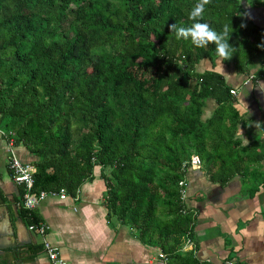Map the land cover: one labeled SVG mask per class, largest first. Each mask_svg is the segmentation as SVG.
Returning <instances> with one entry per match:
<instances>
[{
    "label": "trees",
    "instance_id": "16d2710c",
    "mask_svg": "<svg viewBox=\"0 0 264 264\" xmlns=\"http://www.w3.org/2000/svg\"><path fill=\"white\" fill-rule=\"evenodd\" d=\"M240 1L211 0L200 22L217 32L231 25L234 52L223 63L247 73L257 62L258 76L264 25L246 20ZM197 2L0 0V129L33 156L32 189L74 195L95 166L106 169L107 214L160 249L164 264H207L179 250L193 223L179 200L182 161L197 155L208 178L224 184L259 155H250L256 141L240 147L233 137V96L222 76L194 70L218 57L215 46L197 48L169 31L194 22ZM207 98L216 107L202 120ZM20 198L19 216L38 222Z\"/></svg>",
    "mask_w": 264,
    "mask_h": 264
},
{
    "label": "crops",
    "instance_id": "0c3cea01",
    "mask_svg": "<svg viewBox=\"0 0 264 264\" xmlns=\"http://www.w3.org/2000/svg\"><path fill=\"white\" fill-rule=\"evenodd\" d=\"M243 11L246 20L264 25V7L244 2ZM258 67L254 62L247 73L239 72L218 57L202 58L194 66L196 72L219 73L235 90L233 137L240 147L256 141L258 147L250 155L259 154L253 162H244L240 172L224 184L209 179L200 167L184 170L183 203L193 217L188 251L207 264L226 259L264 264V72L256 76ZM249 74L257 79L243 83ZM215 107L214 100L207 98L200 118L209 117ZM13 150L23 162L33 159L22 145H13ZM6 159L0 135V250L4 251L0 264H50L39 249L43 239L57 248L67 264H158L156 246L143 242L132 228L107 214L102 202L106 169L95 166L91 178L82 182L74 195L47 196L32 208L45 226L44 234L39 235L29 230L18 214L19 187L11 181ZM18 247L24 259L12 262L6 252Z\"/></svg>",
    "mask_w": 264,
    "mask_h": 264
},
{
    "label": "built area",
    "instance_id": "2783aa9c",
    "mask_svg": "<svg viewBox=\"0 0 264 264\" xmlns=\"http://www.w3.org/2000/svg\"><path fill=\"white\" fill-rule=\"evenodd\" d=\"M257 79L256 76L253 74H249L247 78L243 81V83H246L248 81H255ZM230 93L234 94L235 90L230 89ZM0 135L3 136L5 141V151L7 153V159H6V167L9 172V176L11 178V181L17 185L20 186L23 190L22 196L20 198V205L25 209H32L34 208L40 201H42L47 196H56L58 198H63L67 193L64 191L63 188H59L57 190H39L35 191L32 189L33 184V178L32 173L34 171V167L29 162H23L19 160L13 150V138H12V132L11 131H4L0 129ZM200 165V159L197 155H190V157L186 160H183L181 163V167L183 170H185L188 167H199ZM178 185V192H179V200L183 202L185 198V181L182 178H180L177 181ZM183 211L185 208L182 209ZM29 230H34L37 234L43 235L45 232V226L42 222H36L34 224H29L28 226ZM191 239L190 237H186L184 242L180 245L179 250L180 251H188L191 250ZM41 249L45 253L48 261L50 264H67V262L59 255L58 250L55 246L51 245L48 241L42 240L41 242ZM165 255L164 253L158 249L156 253L155 260L158 264H164L165 262ZM220 264H240L234 260L226 259L222 261Z\"/></svg>",
    "mask_w": 264,
    "mask_h": 264
},
{
    "label": "clouds",
    "instance_id": "9594fccd",
    "mask_svg": "<svg viewBox=\"0 0 264 264\" xmlns=\"http://www.w3.org/2000/svg\"><path fill=\"white\" fill-rule=\"evenodd\" d=\"M211 0H198L189 12V20L194 21L189 27H178L175 23L169 25V31L175 33L177 40H185L197 48H205L209 44L215 46V51L221 61L231 58L234 49L229 45L228 39L233 31L231 25H223L220 32L214 30L208 23L200 22L206 12V6ZM247 142V140H246Z\"/></svg>",
    "mask_w": 264,
    "mask_h": 264
},
{
    "label": "water",
    "instance_id": "95a60500",
    "mask_svg": "<svg viewBox=\"0 0 264 264\" xmlns=\"http://www.w3.org/2000/svg\"><path fill=\"white\" fill-rule=\"evenodd\" d=\"M94 145L96 146V145H97V142H95ZM19 248H20V247H18V248H12L10 251H7V252H6V253L8 254V256L10 257V260H11L12 262H15L16 259H17V260H23V259H24L23 255H21V254L19 253V252H20ZM16 250H17V252H16ZM3 252H4V251L0 250V253H3Z\"/></svg>",
    "mask_w": 264,
    "mask_h": 264
},
{
    "label": "rangeland",
    "instance_id": "374dc122",
    "mask_svg": "<svg viewBox=\"0 0 264 264\" xmlns=\"http://www.w3.org/2000/svg\"><path fill=\"white\" fill-rule=\"evenodd\" d=\"M240 2H241L242 11H243V9H244V2H245L246 4H248V5H251V4H250V2H251L250 0H247V1H246V0H241ZM251 6H252V5H251ZM243 12H244V11H243ZM158 216H160V215H158Z\"/></svg>",
    "mask_w": 264,
    "mask_h": 264
}]
</instances>
